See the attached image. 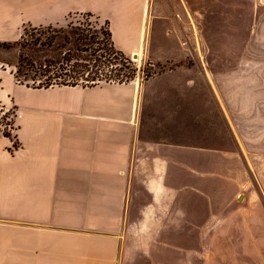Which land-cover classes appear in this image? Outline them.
Wrapping results in <instances>:
<instances>
[{"label": "crops", "instance_id": "0c3cea01", "mask_svg": "<svg viewBox=\"0 0 264 264\" xmlns=\"http://www.w3.org/2000/svg\"><path fill=\"white\" fill-rule=\"evenodd\" d=\"M82 13L165 67L33 88L0 63L16 127L0 136V264H189V196L201 245L264 213V0H0V43Z\"/></svg>", "mask_w": 264, "mask_h": 264}, {"label": "rangeland", "instance_id": "374dc122", "mask_svg": "<svg viewBox=\"0 0 264 264\" xmlns=\"http://www.w3.org/2000/svg\"><path fill=\"white\" fill-rule=\"evenodd\" d=\"M77 19H80V17L77 15H71V17L68 16L62 26L51 25V28H47V26H45L46 29L43 33L33 31L32 26H25V28L28 29V38L32 37L31 39H40V41L44 43H49L50 41H52V48H22L18 44H13L11 47H4L0 43V63L6 68L13 71L14 65L17 63L20 56H26L36 64L44 63V61L55 62L63 58L64 51H66L67 49H70L71 57L87 58L88 54L75 51L74 49L75 46L79 45L75 40L77 36L72 37L69 32H56V30L60 28H65L70 21L75 23ZM93 21L94 19H92V22ZM97 25H103V21L99 20ZM104 38L105 35L101 33L97 34V40L103 41ZM253 42L264 43V36H254ZM11 43H13V41H11ZM62 46L64 47L62 48ZM133 61L135 62L137 67L136 76L140 77H145V73L148 71L155 73L160 72L165 67V65L163 64L149 66L143 60ZM14 115L15 110L13 107H4L0 105V136H3L2 133H7L9 134V137L13 139L15 130ZM13 144L15 146L16 142L13 141ZM201 204L202 201L200 202L199 197L189 196L187 202V206L189 207L187 211L188 223L186 225L185 222V229H183V233L184 236L190 239V242L185 243V245L183 246H179L177 249L178 251H180V248L184 249L186 246L189 248V264H201L202 262H204V264H239V261L235 260V255L236 253L242 251L247 252L251 264H264V213H247L248 225L246 227L238 228L236 230L230 227L218 229L215 231V235L218 237L216 241L218 242H214L213 240H211L209 241L210 243L201 245L196 243V238L198 234H200V230L198 229L197 225L198 219H202L204 215V212H198ZM205 214H209V216L212 215V213L209 212H206ZM178 215H180V212L178 213ZM229 215V212H225L222 214V218H230V224L234 222L232 221L234 220V218L240 220L239 216L237 217L235 215ZM228 236H246L248 239V243L238 244L234 243L233 241L231 242L230 240H228ZM198 251H204V261H202L200 257H197L196 254ZM213 255H215L216 257L215 260L213 259ZM229 256L234 259H230ZM242 262L244 261L241 260L240 263Z\"/></svg>", "mask_w": 264, "mask_h": 264}, {"label": "trees", "instance_id": "16d2710c", "mask_svg": "<svg viewBox=\"0 0 264 264\" xmlns=\"http://www.w3.org/2000/svg\"><path fill=\"white\" fill-rule=\"evenodd\" d=\"M77 16L80 19H77L75 23L70 21L65 28H60L56 32H69L72 37L77 36L75 40L79 45L74 47L75 51L88 54V57H71L70 49H67L59 61H44V63L36 64L28 57L20 56L12 71L17 83L33 88H47L54 85L121 83L128 82L136 76L137 67L132 58L114 47L108 22L103 21V25H97L99 19L91 13L77 14ZM92 19H94L93 22ZM47 28H51V26H47ZM45 29V26L32 28L33 31L40 33H43ZM98 33L105 35L103 41L97 40ZM27 36L28 29L24 27L17 41L1 44L4 47L18 44L22 48H52L53 46L52 41L44 43L40 39H31L32 37L28 38ZM146 64L152 65L150 61H146ZM154 73L146 72L145 78ZM2 135L9 137L7 133H2ZM13 147L15 148V146Z\"/></svg>", "mask_w": 264, "mask_h": 264}]
</instances>
